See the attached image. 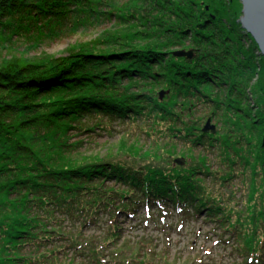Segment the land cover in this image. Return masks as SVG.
Wrapping results in <instances>:
<instances>
[{
	"label": "trees",
	"instance_id": "obj_1",
	"mask_svg": "<svg viewBox=\"0 0 264 264\" xmlns=\"http://www.w3.org/2000/svg\"><path fill=\"white\" fill-rule=\"evenodd\" d=\"M242 15L241 0H0V50L118 26L65 57L0 53V264H155L146 243L117 244V214L143 208L214 222L243 264H263L264 54ZM112 123L145 140L122 132L104 153L71 140ZM239 178L229 196L216 186ZM101 212L107 234L85 237Z\"/></svg>",
	"mask_w": 264,
	"mask_h": 264
},
{
	"label": "rangeland",
	"instance_id": "obj_2",
	"mask_svg": "<svg viewBox=\"0 0 264 264\" xmlns=\"http://www.w3.org/2000/svg\"><path fill=\"white\" fill-rule=\"evenodd\" d=\"M111 24L106 22V24L103 23L97 27H80L77 31L64 32V34L52 39L48 37H44V39H19L13 46L0 50V53L1 56L11 57L12 54H15L17 56L32 57L33 59L41 58L44 55L65 57L72 51H80L79 45H92L94 39L98 38L102 42L103 40L106 41L105 38L107 37L109 41L113 40L111 33L116 32L118 26ZM110 62L112 63L111 65L118 66V61L113 59ZM256 79H254L253 83L257 81ZM110 126L111 131L98 127L91 135L80 136L74 134L71 140H77L78 138L83 140V143L79 146V150H92L93 148V150H102L103 153L118 140V142H121L122 132L128 131L134 133L139 135L142 141L145 140V133L141 132L135 124L112 123ZM214 169H217V166ZM115 182V179H112L107 184L111 185ZM238 182L242 186L240 178L236 179L232 186L221 187L220 184H216V186L220 187L219 189L226 196H229L232 191H238ZM119 186L120 184L118 183ZM241 195L242 191H239L236 198H240ZM156 210L143 208L135 213V215L133 213L128 216H124L122 213L117 214L116 221L121 227L117 244L127 243L133 247L139 242V245L136 246L143 248L140 244L146 243V246H150L146 251H151L152 248L149 256L152 255L153 250L158 255V257L155 255L154 259H152V262L155 264L158 263L157 261L160 262L159 256L165 257L161 262L169 261V263L173 260L178 262L196 261L197 264H243L246 262L244 256L233 251L232 245L235 244L234 240H231L229 244L220 240L221 231L215 228L216 224L214 222L203 218H196L195 216H180L177 213L163 215V213L160 214ZM109 220V213L101 212L97 218L98 222L86 226L83 230V235L87 238L99 239L101 236L104 237L107 234L106 230L109 227ZM67 221L70 222V220ZM67 227L69 228V224ZM227 237L225 238L227 239ZM137 251H140V249ZM141 252L143 253V250ZM142 253L137 255V259L146 258V256H143L145 254ZM128 255L130 254L128 253Z\"/></svg>",
	"mask_w": 264,
	"mask_h": 264
},
{
	"label": "water",
	"instance_id": "obj_3",
	"mask_svg": "<svg viewBox=\"0 0 264 264\" xmlns=\"http://www.w3.org/2000/svg\"><path fill=\"white\" fill-rule=\"evenodd\" d=\"M243 2V15L240 22L244 28L253 35L256 42L259 43L261 52L264 54V0H242ZM177 56L193 57V51L179 50L175 52ZM206 132L217 133L215 125L211 124V120H208ZM176 162L180 164L185 163L184 158H177Z\"/></svg>",
	"mask_w": 264,
	"mask_h": 264
}]
</instances>
